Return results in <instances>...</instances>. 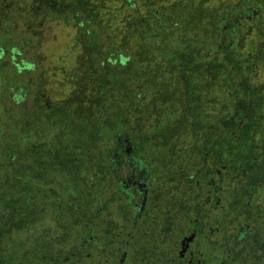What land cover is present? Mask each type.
Masks as SVG:
<instances>
[{"label":"trees","instance_id":"1","mask_svg":"<svg viewBox=\"0 0 264 264\" xmlns=\"http://www.w3.org/2000/svg\"><path fill=\"white\" fill-rule=\"evenodd\" d=\"M0 264H264V0H0Z\"/></svg>","mask_w":264,"mask_h":264},{"label":"rangeland","instance_id":"2","mask_svg":"<svg viewBox=\"0 0 264 264\" xmlns=\"http://www.w3.org/2000/svg\"><path fill=\"white\" fill-rule=\"evenodd\" d=\"M49 33L50 35H52L51 37H49L52 41L47 40L41 43L40 56L43 57L45 61L47 59L48 60L47 62L50 65L56 66L57 56L65 55L66 56V59H64L65 67L71 68L74 51L70 48V44L73 39L74 29L71 26L64 27L60 25L59 26L53 25L50 28ZM50 86L51 88H53V85Z\"/></svg>","mask_w":264,"mask_h":264},{"label":"flooded vegetation","instance_id":"3","mask_svg":"<svg viewBox=\"0 0 264 264\" xmlns=\"http://www.w3.org/2000/svg\"><path fill=\"white\" fill-rule=\"evenodd\" d=\"M188 240H189V239H187V241H188ZM184 244H185V243H183V245H184ZM184 247L186 248L187 246H186V245H184ZM185 248H184V249H185Z\"/></svg>","mask_w":264,"mask_h":264},{"label":"water","instance_id":"4","mask_svg":"<svg viewBox=\"0 0 264 264\" xmlns=\"http://www.w3.org/2000/svg\"><path fill=\"white\" fill-rule=\"evenodd\" d=\"M190 239H191V238H189V240H190ZM189 240H188V241H189ZM181 251H183V249H181Z\"/></svg>","mask_w":264,"mask_h":264}]
</instances>
